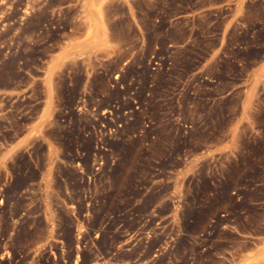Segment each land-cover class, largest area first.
<instances>
[{
    "label": "rangeland",
    "instance_id": "rangeland-1",
    "mask_svg": "<svg viewBox=\"0 0 264 264\" xmlns=\"http://www.w3.org/2000/svg\"><path fill=\"white\" fill-rule=\"evenodd\" d=\"M0 264H264V0H0Z\"/></svg>",
    "mask_w": 264,
    "mask_h": 264
}]
</instances>
